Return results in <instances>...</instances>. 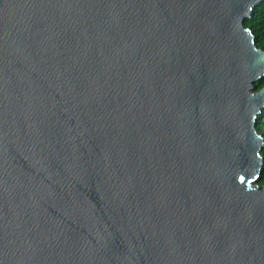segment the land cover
Segmentation results:
<instances>
[{"label":"water","instance_id":"95a60500","mask_svg":"<svg viewBox=\"0 0 264 264\" xmlns=\"http://www.w3.org/2000/svg\"><path fill=\"white\" fill-rule=\"evenodd\" d=\"M262 0H0V264H264Z\"/></svg>","mask_w":264,"mask_h":264},{"label":"trees","instance_id":"16d2710c","mask_svg":"<svg viewBox=\"0 0 264 264\" xmlns=\"http://www.w3.org/2000/svg\"><path fill=\"white\" fill-rule=\"evenodd\" d=\"M245 27L254 34L257 47L264 51V0L254 9L251 18L245 21ZM255 87L256 92L261 91L264 88V78L259 80L255 84ZM257 131L264 137V110H262V113L258 117ZM261 156L264 160V148L261 151ZM258 185L264 186V162Z\"/></svg>","mask_w":264,"mask_h":264}]
</instances>
